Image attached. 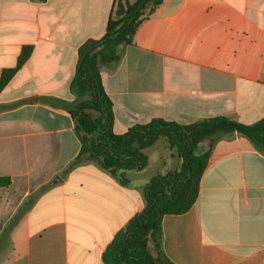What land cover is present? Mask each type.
<instances>
[{"label":"crops","instance_id":"obj_1","mask_svg":"<svg viewBox=\"0 0 264 264\" xmlns=\"http://www.w3.org/2000/svg\"><path fill=\"white\" fill-rule=\"evenodd\" d=\"M113 4L0 0V78L32 47L0 93V177L11 181L0 187V264H104L116 234L145 209L147 185L182 169L159 139L127 186L92 161L63 174L81 149L75 123L33 100H75L79 50L104 38ZM101 79L115 134L157 118L255 124L264 118V0H164ZM153 154L163 170L146 178ZM162 232L172 264H264V152L237 133L217 142L196 203L165 215Z\"/></svg>","mask_w":264,"mask_h":264},{"label":"trees","instance_id":"obj_2","mask_svg":"<svg viewBox=\"0 0 264 264\" xmlns=\"http://www.w3.org/2000/svg\"><path fill=\"white\" fill-rule=\"evenodd\" d=\"M163 2L114 0L104 38L89 40L79 50L76 75L70 85L75 100L66 102L47 96L33 100L63 108L75 123L81 149L63 174L92 161L108 171L122 186H127V174L141 172L148 167L146 150L159 139H165L171 149H176L183 161L180 171L155 177L147 185L145 209L116 234L102 254L104 264H172L162 250V219L165 215L184 214L194 206L201 177L216 143L237 133L264 152V118L252 125L229 117L203 119L189 125L157 118L148 124L136 125L124 134L114 133L113 103L103 88L101 71L117 68L125 50L134 44L138 29ZM31 53L32 47H24L16 66L2 72L0 93L28 61ZM29 101L32 100L16 105ZM10 183L9 178L0 177V187Z\"/></svg>","mask_w":264,"mask_h":264},{"label":"rangeland","instance_id":"obj_3","mask_svg":"<svg viewBox=\"0 0 264 264\" xmlns=\"http://www.w3.org/2000/svg\"><path fill=\"white\" fill-rule=\"evenodd\" d=\"M158 160H159V158H158ZM158 160H157L156 154L155 155L153 154L151 157V162H152L153 167L146 174V178H150L153 175H155V173H157L158 171L161 172L163 170V166L159 165L160 161L158 162Z\"/></svg>","mask_w":264,"mask_h":264}]
</instances>
